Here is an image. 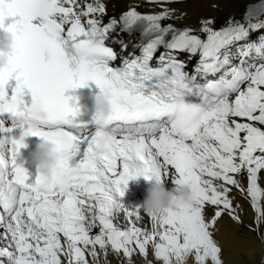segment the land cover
Instances as JSON below:
<instances>
[{
	"label": "snow or ice",
	"instance_id": "6c2138e0",
	"mask_svg": "<svg viewBox=\"0 0 264 264\" xmlns=\"http://www.w3.org/2000/svg\"><path fill=\"white\" fill-rule=\"evenodd\" d=\"M173 12L141 14L131 6L104 22L102 0L83 7L78 0H0V27L7 25L17 41L10 66L0 68V116L11 118L10 127L0 119V241L6 242L0 258L7 264H62V257L89 264L86 253L93 264L103 254L107 264L108 246L131 264L134 254L147 256L149 244L161 264H186L189 255L196 264H222L210 229L224 213L240 222L229 186L250 197L254 224L264 222L258 184L264 128L257 126L264 125V0L220 29L210 18L198 29L162 25ZM137 29L140 52L125 56L128 45L119 33ZM253 32L261 33L257 41L250 40ZM197 56L189 73L188 62ZM89 81L112 93L113 122L105 133L75 123L77 97L65 94ZM14 118L27 122L30 135L57 144L59 163L50 180L32 178L17 162L26 145L13 136ZM101 135L105 150L92 159ZM153 174L174 184L188 180L193 195L145 213L149 231L137 225L141 209L117 197L130 179ZM207 205L215 206L209 218ZM119 211L127 228L114 223Z\"/></svg>",
	"mask_w": 264,
	"mask_h": 264
},
{
	"label": "bare ground",
	"instance_id": "6f19581e",
	"mask_svg": "<svg viewBox=\"0 0 264 264\" xmlns=\"http://www.w3.org/2000/svg\"><path fill=\"white\" fill-rule=\"evenodd\" d=\"M86 2H92V0H78L81 7ZM102 2L106 4V14L103 15V18L108 15H115L116 18H119L120 14L131 6H135L136 10L141 12V14L159 13L162 9L166 8L174 10V12L170 18L162 20L161 24H172L180 29L186 26L198 29L202 18H210L214 21L212 27L220 29L226 25V21L229 18L240 20L247 10V5L251 3L257 4L258 0H177V2L171 3H167L166 0H156V2H149V0H102ZM260 19L264 20V16H261ZM141 31V29H137L131 35L119 33L128 45L126 51L123 53L124 55L127 56L134 49V45L139 43ZM197 34L203 36L202 33ZM260 35V32H253L250 35V40L257 41ZM113 44H115L120 52V45L118 43ZM183 55L186 57L185 53ZM239 178L246 188V174L241 173ZM162 181L166 186L170 187L174 185L171 178L163 179ZM149 182L143 176L130 179L123 196H118L117 198L125 205L132 207L143 200ZM258 184L261 187V191L264 192V171H261L258 175ZM229 187L231 188L229 195L232 198L233 204L240 206L236 209L240 222L231 219L229 214L224 213L215 221V225L210 229L214 241L221 248L219 255L222 264H264V222L257 221L254 224L256 216L254 209L250 207V197L246 193H241L235 187ZM259 203L261 208L264 209V197L260 199ZM214 210L215 206L207 205L205 208L206 218L211 217ZM141 217L142 219L137 222V225L150 231L151 224L143 210H141ZM126 219L127 217L123 211H119L114 215V223L122 229L129 226L126 223ZM3 231V229H0V232ZM96 232H98V229H93V234ZM63 240L64 238L61 236L62 243ZM157 242H159L158 238ZM5 243V241H0V245ZM98 251L101 250L98 248ZM86 258L89 260V264H93L92 257L88 256L87 253ZM106 261L107 264H129V261L123 257L122 253L117 254L113 252L110 246L107 247ZM149 262L151 264H161V261L154 258L151 244L148 245L146 257L137 254L131 257V264H149ZM0 264H7V259L0 258ZM62 264H67V260L64 257H62ZM99 264H105L103 254L100 256ZM186 264H196L194 255L187 257Z\"/></svg>",
	"mask_w": 264,
	"mask_h": 264
},
{
	"label": "clouds",
	"instance_id": "9594fccd",
	"mask_svg": "<svg viewBox=\"0 0 264 264\" xmlns=\"http://www.w3.org/2000/svg\"><path fill=\"white\" fill-rule=\"evenodd\" d=\"M16 43V38L12 32L8 31L7 25L0 27V68L10 66V54L15 53ZM97 89L91 93L92 113L90 119H75V123L93 125L95 129L105 133L113 122L112 93L107 87L97 86ZM77 105L80 110L81 106L78 103ZM14 127V138L20 140L22 145H26V138L32 136L28 132L27 122L14 118ZM36 137L35 147L28 152L24 159L28 164L34 165L36 173L43 180H50L59 163L58 146L50 137ZM105 143L106 137L104 135H101L94 142L91 148L92 159H98L101 156L105 150ZM147 180L150 182L147 185L143 200L134 205L143 210L144 213H157L164 209L174 208L188 201L193 195L192 184L186 179L170 187L166 186L162 180L157 179L154 174L152 178Z\"/></svg>",
	"mask_w": 264,
	"mask_h": 264
},
{
	"label": "rangeland",
	"instance_id": "374dc122",
	"mask_svg": "<svg viewBox=\"0 0 264 264\" xmlns=\"http://www.w3.org/2000/svg\"><path fill=\"white\" fill-rule=\"evenodd\" d=\"M251 4H254V3H251Z\"/></svg>",
	"mask_w": 264,
	"mask_h": 264
}]
</instances>
